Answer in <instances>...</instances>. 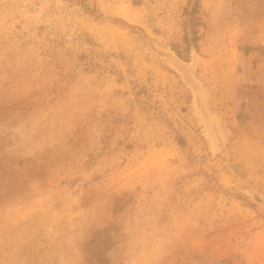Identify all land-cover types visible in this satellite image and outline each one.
Instances as JSON below:
<instances>
[{
	"label": "rangeland",
	"instance_id": "1",
	"mask_svg": "<svg viewBox=\"0 0 264 264\" xmlns=\"http://www.w3.org/2000/svg\"><path fill=\"white\" fill-rule=\"evenodd\" d=\"M187 2L0 0V264H264V0Z\"/></svg>",
	"mask_w": 264,
	"mask_h": 264
},
{
	"label": "trees",
	"instance_id": "2",
	"mask_svg": "<svg viewBox=\"0 0 264 264\" xmlns=\"http://www.w3.org/2000/svg\"><path fill=\"white\" fill-rule=\"evenodd\" d=\"M201 0H188L182 11V26L183 35L182 42L173 45V49L177 54L188 59L192 47L199 48L198 42L201 39L200 27L204 25L201 17ZM181 145L185 144V140L182 137L178 138Z\"/></svg>",
	"mask_w": 264,
	"mask_h": 264
}]
</instances>
